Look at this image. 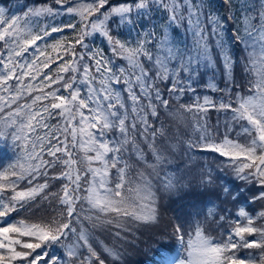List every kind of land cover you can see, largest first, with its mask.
Returning <instances> with one entry per match:
<instances>
[{"label": "snow or ice", "instance_id": "snow-or-ice-1", "mask_svg": "<svg viewBox=\"0 0 264 264\" xmlns=\"http://www.w3.org/2000/svg\"><path fill=\"white\" fill-rule=\"evenodd\" d=\"M246 12V35L231 39L247 43L245 71L254 74V79L250 94L238 96L233 107L207 96L202 103L178 102L186 89L195 92V78L206 74L201 69L215 72L219 66L227 80L232 79L233 52L218 31L223 22L205 10L203 0H52V4L28 7L22 15L11 16L0 7V144L12 151V162L0 171V264H66L65 257L67 264H106L93 246L94 230L115 228L114 235L120 238L133 223L155 222L160 196L186 187L185 176L164 172L170 163L166 153L173 150L159 121L160 109L188 137L187 141L177 138L186 154L200 151L223 158L220 164L231 166L237 179L259 186L254 199L264 200V0L248 6ZM64 14L79 18L78 30L76 24L36 27L40 17ZM152 14L167 20L163 39L152 44L158 51L147 47V38L132 46L112 34L113 26L137 30L141 18H154ZM181 24L191 32V42L182 48L167 32H176L173 26ZM65 27L76 31L74 42L58 40L50 47L62 49L68 59L57 65L55 75L44 72L62 56L59 51L56 57L47 55L40 42ZM97 34L106 39L115 56L127 62L126 67L111 65L102 52L89 48L85 38ZM77 45L82 49L79 53ZM122 80L130 105L112 86ZM53 85L58 87L46 91ZM207 86L219 90L214 80ZM212 109L231 111L232 121H243L241 133L246 140L213 132L208 124ZM54 115L62 118V124L50 128L47 120ZM149 117L156 118V123H150ZM40 129L47 131L40 135ZM111 132L118 136L106 138ZM132 158L143 170L129 165ZM58 166L60 171L50 176L49 170ZM202 168L197 186L214 191L211 168L207 164ZM41 177L44 182L34 184ZM22 181L30 187L18 190ZM50 181L61 182L58 191H46ZM222 192L228 194L229 188L223 187ZM37 197L55 201L59 211L37 223L13 222L12 214L29 211ZM237 216L235 226L221 239L206 235L200 226L185 239L181 225H174L183 255L165 251L161 264H264V211L252 216L241 208ZM241 217L244 224L239 222ZM70 237L75 239L64 243ZM61 244L64 253L50 254V248ZM241 249L260 251L241 255ZM103 253L120 258L114 248L104 247Z\"/></svg>", "mask_w": 264, "mask_h": 264}, {"label": "trees", "instance_id": "trees-1", "mask_svg": "<svg viewBox=\"0 0 264 264\" xmlns=\"http://www.w3.org/2000/svg\"><path fill=\"white\" fill-rule=\"evenodd\" d=\"M112 3L123 2V0H111ZM199 2V0H197ZM44 3L52 4V0H0V7L5 9L8 16L13 14L22 15L23 11H26L28 7H38ZM260 0H203V6L205 10L213 17H219L223 22V28L218 29L223 42L228 45L233 52V59L235 61L232 79L229 82L225 77L222 70L201 69V72H206L202 77L195 78V82L192 87L195 88V92L185 90V93L179 99L181 104H194L196 102H203L205 96L209 97L215 103H231L233 107L237 105L238 96H247L250 94V80L254 79V74H249L245 71V68L249 64L247 59L249 50L247 43L236 44L231 37L245 36V28L247 21L245 20L246 8L250 5H259ZM54 6V5H53ZM154 18H141L137 23L136 29L131 32L128 31L126 25L119 27L113 26L112 34L121 40V42L135 46L138 39L147 38L150 43L147 47L152 49V44L156 43L158 39H163L165 33V25L167 20L161 14H152ZM252 15H255L253 12ZM252 23H255L253 21ZM55 25H69L76 24L77 30L79 29V18L72 17L64 14L55 18L40 17L37 20L36 27L44 28L46 26ZM176 27V32L168 29L169 39L175 37L180 42L179 47H183L185 42H191V32H187L184 25L181 24ZM210 27V26H209ZM152 33L151 37H146V33ZM139 33V34H138ZM76 38V31L70 27H65L63 32L52 33L47 37L45 41L40 42L41 49L45 50L47 55L51 57L57 56V51L60 52L62 59H57L53 62L48 69H44V72H50L55 75L57 65L62 63V60L68 59L67 56H63V50L53 51L51 45L55 44L58 40H62L64 44L74 42ZM216 39V37H213ZM85 43H88L89 48L93 51L102 52L104 57L111 62V65H120L122 67L127 66V62L120 57L115 56L108 45L105 38L100 35L92 37H86ZM47 46V47H46ZM76 51L79 53L82 51L79 45L76 46ZM28 59L34 58V56L26 57ZM43 60V57H41ZM183 75V74H181ZM42 78V77H41ZM214 80L219 90H213L209 88L208 82ZM167 83V82H166ZM114 89L121 93L122 98L127 104L130 105V100L127 97L126 85L123 80L120 84H113ZM58 85H53L51 89L54 90ZM83 87V86H82ZM162 90L167 93L166 84L161 85ZM67 94V93H64ZM35 95V93H34ZM30 100V97H29ZM170 99V103H171ZM48 103V101H44ZM164 109H160L159 121L163 123L164 128L168 136V144L172 148V153H166L169 155L170 163L164 166V172H168L178 176H185L186 187L177 189L172 192L164 193L160 196L158 201V213L155 222L143 223L136 222L131 225V230L122 232L120 238H116L114 233L117 231L115 228H109L108 230L96 229L93 231L94 247L97 251L101 252L106 258V264H161L163 252L173 253L179 241L176 239L174 233V225L179 224L182 230L187 233L194 232L196 226L203 228L204 233L214 239H221L225 237L228 231L235 226L238 219V211L244 208L250 215L255 216L257 213L264 211V200L254 199L261 190L258 185L254 183H248L236 178L235 172L231 166L221 165L220 160L223 158L217 157L214 153L206 152H188L185 153L184 145L180 144L179 140L187 141L188 137L183 134V129H178L176 123L169 117L165 116ZM233 113L231 111H217L212 109L209 111L208 124L211 126L213 132L225 133L227 132L230 138L239 139L241 142L246 140V137L241 133V125L243 121H232ZM150 123H156V118L149 117ZM50 128L61 125L62 118L59 116H52L47 120ZM159 127V124H156ZM229 128L231 131H229ZM45 129H40L39 134L43 135ZM237 133H240L238 136ZM118 133H108V137H117ZM160 138L157 137V144L159 145ZM141 147L145 152H148L146 143L141 141ZM16 155H20V151L16 150ZM74 155H76L74 153ZM150 155V153H149ZM189 155L192 159L189 160ZM12 151L5 148L3 144H0V171L5 170L4 166L12 162ZM45 159H48L45 156ZM151 162V160L149 161ZM128 163L131 167L140 168L141 165L136 164L135 158L129 159ZM207 164L211 170L214 178L213 189L214 191H206L201 187H198L199 173L203 170L202 165ZM96 166V165H93ZM60 171L59 166L55 169L49 170V175ZM113 177H115V169L111 170ZM163 172L161 173V177ZM44 182V178H38L34 181V184ZM60 181H50V188L46 191H58L60 188ZM83 183V181H82ZM227 186L229 193L224 194L222 188ZM30 187L27 181H22L18 190H24ZM8 195V193H6ZM43 195V194H41ZM235 197V198H234ZM37 203H35L31 209L27 212L21 211L19 215L13 213L15 221L25 220L26 222L37 223L42 220H47L55 215L59 211V205L55 201H44L40 197H37ZM211 213V214H209ZM92 214V213H88ZM224 219L221 220L220 217ZM241 224L245 223L244 218H239ZM257 224L261 223L260 220L256 221ZM247 239H253V237H246ZM74 237H70L68 241L64 243H70L74 240ZM109 247L118 250L119 260L114 259L112 256H108L107 253H103V248ZM39 251V250H38ZM241 255L246 253L258 254V249H241L239 250ZM50 254L55 252L61 254L65 252L63 244L54 246L49 249ZM67 264V257H65Z\"/></svg>", "mask_w": 264, "mask_h": 264}, {"label": "rangeland", "instance_id": "rangeland-1", "mask_svg": "<svg viewBox=\"0 0 264 264\" xmlns=\"http://www.w3.org/2000/svg\"><path fill=\"white\" fill-rule=\"evenodd\" d=\"M185 239H187V237H186V236H185ZM178 244H179V243H178ZM174 252H175V251H174ZM174 252H173V253H174ZM182 255H183V254H182Z\"/></svg>", "mask_w": 264, "mask_h": 264}]
</instances>
